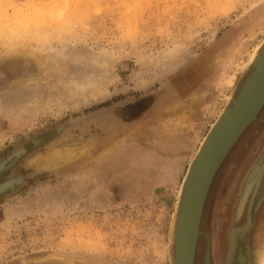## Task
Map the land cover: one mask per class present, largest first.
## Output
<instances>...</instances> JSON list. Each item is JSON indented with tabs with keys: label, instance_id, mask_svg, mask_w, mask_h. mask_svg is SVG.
<instances>
[{
	"label": "rangeland",
	"instance_id": "1",
	"mask_svg": "<svg viewBox=\"0 0 264 264\" xmlns=\"http://www.w3.org/2000/svg\"><path fill=\"white\" fill-rule=\"evenodd\" d=\"M263 38L264 0H0V104H24L0 114V264H171L190 159ZM172 48L165 67L145 68ZM102 54L112 79L76 90L72 107L65 82L96 79L88 57ZM263 153L264 106L211 184L193 264L208 244L224 264L254 195L253 178L235 222L243 177ZM263 242L264 197L252 264Z\"/></svg>",
	"mask_w": 264,
	"mask_h": 264
},
{
	"label": "bare ground",
	"instance_id": "2",
	"mask_svg": "<svg viewBox=\"0 0 264 264\" xmlns=\"http://www.w3.org/2000/svg\"><path fill=\"white\" fill-rule=\"evenodd\" d=\"M259 45L260 44H257L253 48L252 52L248 56V59H247L248 61L247 62H249V60L254 59L256 50L259 47ZM56 50L60 51V49H56ZM175 51L176 50L173 49V48L170 49V50L168 49V53L165 55V57H162L163 60L156 59L155 57H153V59L155 58L154 61H153V59L150 58V57L148 58V56L146 57V59H147L146 61L144 60L145 59L144 56L141 57V58H144L143 62H144V65L146 66L145 68H147V66L150 67V64L152 66V64H154V63L156 64V66L158 64H159V66L160 65L164 66L165 65L164 62L167 61V62L170 63V59L174 60L176 58L175 55H177V54H174V53H177V52H175ZM92 55H91V57H88V59L90 61L94 62L95 64L98 63L97 67L100 66V68L102 69L101 70L102 74L100 73V75L98 77H96V75H94L96 77V79H94L92 77V78H89L85 82H80V80L77 77L76 78L78 80H74L73 79L74 77L71 78V79H69L70 77H68V81H66L65 83H67L66 85L68 86V94L72 97L71 101L69 99L70 105L72 104V105L75 106V104L79 101V100L78 101L75 100V99H77V96H75L77 94V93L75 94L76 90H81V89L85 90L86 92L84 91L83 92L84 94H82L83 97H84L85 93H87V95L88 94L92 95L93 93L97 92L102 87V85L104 83H106L109 80V78H111V76H112V75H110L111 72L109 73V71L106 69V66L108 65V61L106 59L107 55L103 56V54H102V56L105 57V58H101L99 60L97 59L98 58L97 55H96L97 58L94 56L97 60H95V58H93ZM41 56L42 55H40V57ZM102 56H100V57H102ZM163 56H164V54H163ZM88 59H86V61ZM90 61H88L87 63H89ZM94 63H93V65H94ZM166 65H167V63H166ZM244 66L245 65H243V67ZM86 75H87V73H86ZM69 76H71V75H69ZM234 77L235 76L233 75L231 78H229V80L228 79L226 80V81H228L227 82L228 85H231L233 83ZM53 97L54 96H52V97L50 96V98L45 99L43 104H45V105L48 104L49 105V103H51V102H56L57 103V100L55 98H53ZM78 97H80V96H78ZM263 97H264V56L260 60H258L257 66H255V69L250 74H248L247 80L245 81L240 94L236 98V104H235L233 110L228 114V116L223 121V123L221 125L222 128L217 129L214 132L213 138H212L210 144L207 146L206 150H204V152L201 154V161H200L201 163L197 166V168L195 170V177L192 180V184H191V187H190V189L188 191V196L186 198V215L184 216V220H183V223H182L183 228H181L182 229V231H181L182 236H180V240H179V244H178V252L175 253L176 264H193L194 263V260H195V249H196L198 235L200 233V231H199V221H200L199 217H200V213H201L200 210H201L202 201H203V198H204V195H205V190H206V186H207V183L209 181L210 175H211V173H212V171L214 169V166L216 165V163L218 162L219 158L223 154L225 148L230 143V141H232L235 133H237V131H239L241 125L244 124L245 121L249 117H252L254 115V113L256 111V109H255L256 107L255 106L258 105V103L263 99ZM81 99L83 100V98H81ZM5 105L6 104H3V105L0 104V114L8 112V113H11L12 115H14L16 112H23L24 111V110H22L23 105H24L22 102L17 104V107L19 109L18 111H15L13 109L10 111V109L7 106H5ZM37 106H38V104H37ZM41 106H44V105H41ZM55 150H53V151H55ZM82 150H83V148H82ZM245 177H243V178H245ZM260 177L261 176H259V174H258V176L254 177V179H256V181H257L258 178H260ZM245 180H244V182H242V184H243L242 189L240 187L241 192L239 191L240 194L237 197V202L238 203L236 202V206H235V207H238V212L240 211L241 206H243V204L248 201V200H246V196H247V193L249 192L248 190L250 188H252V186L250 187L249 185L246 184L247 182L245 183ZM256 181H255V183H256ZM244 185H246V186H244ZM239 203H240V207H239ZM235 207H234V209H236ZM233 231H232V236H231V231L230 230H229V232H227V235H226L227 244H226V248H225L224 264H226L225 259H227V261L230 260L231 248L233 247V244H235V243H238V244L241 243L242 244V242H243V240L245 239V236H246V227L245 226L240 228V229L235 230V232H233ZM204 234H205V236L207 235L206 233H204ZM210 247L211 246L209 244L206 247V251H205L204 259H203V264H211V256L209 254V250H211L212 248H210ZM229 249H230V252H229ZM259 253H260V257H259V260H258V264H264V242H263V248L260 250ZM241 256H243L244 264H245L246 263V257H245V251H244L243 246H240L239 257L238 258H241ZM238 261H239V259L235 262V264H238ZM37 263H39V262H37ZM239 264H240V262H239Z\"/></svg>",
	"mask_w": 264,
	"mask_h": 264
},
{
	"label": "water",
	"instance_id": "3",
	"mask_svg": "<svg viewBox=\"0 0 264 264\" xmlns=\"http://www.w3.org/2000/svg\"><path fill=\"white\" fill-rule=\"evenodd\" d=\"M263 56H264V38L256 50L254 59L249 60V62L243 67V70L239 73V75L237 77V81L233 85L232 91H231L230 95L228 96V99L226 101L225 106L223 107V110L218 115L216 120L212 123V125L209 128L208 132L206 133L204 139L201 141L198 149L196 150V152L192 155V157L190 159V162L188 164L187 170H186L185 175L182 179L181 186L179 189L178 203H177L175 215L173 217V222H172V226H171V242H172L171 264H176L175 253L178 252V244H179L180 236H182V234H181L182 229L181 228H183L182 223L184 220V216L186 215V198L188 196V191L191 187L192 180L195 177V170H196L197 166L201 163L200 162L201 161V154L204 152V150H206L207 146L210 144V142L213 138L214 132L217 129L222 128L221 125H222L223 121L225 120V118L228 116V114L233 110V108L236 104V98L240 94L242 87H243L245 81L247 80L248 74H250L255 69V66H257L258 60H260ZM263 99H264V97H263ZM262 100L258 103V105L255 106L256 111H255L254 115L252 117H249L245 121V123L241 125L239 131H237V133H235L232 141H230V143L227 145L223 154L221 155L218 162L214 166V169H213V171L210 175L209 181L207 183L205 195H204V198L202 201V206H201V210H200L201 213H200V217H199L200 219L202 218V213H203L204 208H205V204H206V200H207V196L209 194L211 184H212L218 170L220 169L221 165L225 161V159H226L227 155L229 154L230 150L232 149V147L238 141L241 134L247 129L249 123L252 122L256 118L257 114L259 113L261 108L264 106V100L263 101ZM1 167H2V163L0 164V168ZM258 174L261 177L258 178L257 181L255 180L256 185H255V190L253 193L254 195L252 196L251 201H250V205L247 209L245 222L240 226H236L232 223V225H231L232 228L231 227H230L231 229L229 228V230L231 231V236H232L233 230H234L233 232H235V230L240 229V228L245 226L246 227L245 239L243 240L241 245L238 243L233 244V247L231 248L230 260L227 261V259H225L226 264H228V263L229 264H235V262L238 260V257H239L240 246H243L244 251H245V257H246V263L245 264H252L251 255H250V251H251L250 231H251L253 223H254L255 211L257 210L262 198L264 197V153L253 163V165L249 169L248 173L246 174L247 176L245 177L246 180L244 179L245 183L247 182L246 184L251 187L252 180H253L254 176L257 177ZM244 186H246V185H244ZM0 187H2V186H0ZM242 187H243V184H242ZM242 187H241V189H242ZM240 192H241V190H240ZM248 193H247V195H248ZM246 198H247V196H246ZM239 207H240V203H239ZM235 208L236 209H235V213H234L235 214L234 215V221L236 222L237 219L240 217V214H241L243 208L241 206V209L239 212H238V207H235ZM199 223H200V221H199ZM229 230H228V232H229ZM198 237H199V235H198ZM206 239H207V242L209 243V234H207ZM229 252H230V249H229Z\"/></svg>",
	"mask_w": 264,
	"mask_h": 264
},
{
	"label": "snow or ice",
	"instance_id": "4",
	"mask_svg": "<svg viewBox=\"0 0 264 264\" xmlns=\"http://www.w3.org/2000/svg\"><path fill=\"white\" fill-rule=\"evenodd\" d=\"M49 2H51V0H49ZM157 2H163V0H157Z\"/></svg>",
	"mask_w": 264,
	"mask_h": 264
}]
</instances>
